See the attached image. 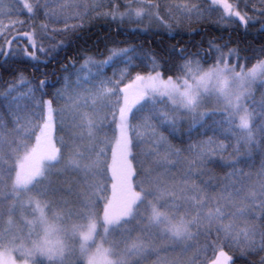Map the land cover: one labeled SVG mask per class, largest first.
I'll return each instance as SVG.
<instances>
[{
	"label": "snow or ice",
	"instance_id": "obj_1",
	"mask_svg": "<svg viewBox=\"0 0 264 264\" xmlns=\"http://www.w3.org/2000/svg\"><path fill=\"white\" fill-rule=\"evenodd\" d=\"M241 29L264 37V0H0V264H264V41Z\"/></svg>",
	"mask_w": 264,
	"mask_h": 264
},
{
	"label": "trees",
	"instance_id": "obj_2",
	"mask_svg": "<svg viewBox=\"0 0 264 264\" xmlns=\"http://www.w3.org/2000/svg\"><path fill=\"white\" fill-rule=\"evenodd\" d=\"M203 28L209 29L207 33H204L206 38L220 36V35H223L225 39L228 38L229 35L228 32L222 33L220 32L219 29L212 31L214 25H212L211 23L204 25ZM95 31L99 33L101 37H107V42L109 43V45H111L112 43H118V44L134 43L136 45H143L145 48H148L151 47L152 44H154L157 40V38L152 36L151 34L148 35L130 34L131 26L125 27L118 33L114 26L109 28L107 25H104L103 22H101V24L96 27ZM200 38H201L200 36H197L196 40L199 41ZM231 38L233 43L239 44L240 48L242 50H245L249 56L253 55L254 54L253 50H258L260 47V42L264 41V37L259 36L255 29H250L247 34L244 33L243 29H241L239 32L233 31L231 33ZM165 43L167 44L168 42L165 41ZM172 43H175V41H172ZM53 66L54 65H49L47 68L41 67L40 70L35 73L34 78L36 79L37 83L39 78L41 77V74L44 71L51 72ZM27 73L29 77H33V70L31 67L27 68ZM6 79H9V77H6ZM255 162L258 166L260 162L259 156L255 158Z\"/></svg>",
	"mask_w": 264,
	"mask_h": 264
}]
</instances>
